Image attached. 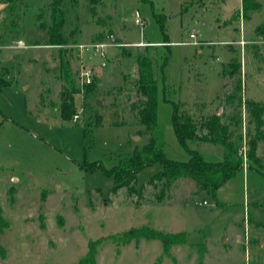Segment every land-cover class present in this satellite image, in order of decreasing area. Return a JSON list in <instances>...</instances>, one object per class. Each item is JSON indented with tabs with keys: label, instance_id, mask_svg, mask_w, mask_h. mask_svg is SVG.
<instances>
[{
	"label": "rangeland",
	"instance_id": "obj_1",
	"mask_svg": "<svg viewBox=\"0 0 264 264\" xmlns=\"http://www.w3.org/2000/svg\"><path fill=\"white\" fill-rule=\"evenodd\" d=\"M257 1L245 19L242 0H101L96 17L88 0H64L62 48L47 44L43 27L51 24L53 0H0V78L10 83L0 90V208L9 224L0 233V264H264V140L258 165L248 168L244 155L255 135L246 102L264 105V0ZM98 44L99 52L92 48ZM60 50L81 88L86 71L96 85L75 96L78 118L68 123L60 115ZM144 56L158 82L167 158H190L174 131V104L199 126L222 107V121L243 136L247 167L220 189L223 204L190 178L171 188L151 181L160 163L146 167L133 190L116 192L113 177L83 168L97 161L110 169L149 142L134 85ZM232 59L240 63L236 75ZM190 147L207 161L223 160L222 145ZM203 200L208 205H197ZM142 226L185 232L186 243L168 253L159 240L124 244L122 234Z\"/></svg>",
	"mask_w": 264,
	"mask_h": 264
},
{
	"label": "trees",
	"instance_id": "obj_2",
	"mask_svg": "<svg viewBox=\"0 0 264 264\" xmlns=\"http://www.w3.org/2000/svg\"><path fill=\"white\" fill-rule=\"evenodd\" d=\"M11 6L15 5L17 0H4ZM64 0H53L51 7V24L43 26L48 32V45L63 46L66 45V40L63 36L62 28L66 21L65 12L63 9ZM76 1V0H74ZM148 2L149 0H141ZM91 5V13L96 17V5L101 3V0H88ZM260 3L257 0H242V17L250 18V13L258 10ZM158 17V16H157ZM159 19V18H158ZM100 21L99 19L97 20ZM159 22L162 25L161 20ZM163 27V25H162ZM264 34V30H261ZM168 42V41H166ZM65 50H60L59 65L61 72V80L63 81L60 92V115L61 119L68 123L77 115L75 108V96L81 93H90L95 88V81L86 85L83 89L76 83L75 74L73 71L70 58L67 57ZM231 73L236 75L240 70V63L232 59L229 63ZM10 83L3 81L0 78V90L9 86ZM241 89L239 81L237 91ZM137 90L144 98L141 108L139 109L140 124L146 128L150 134L149 142L143 147H136L132 153L123 154L119 163L108 169L101 162H85L83 168L94 172L101 169L106 176L113 177L115 186L113 192L121 188H128V191L133 190L131 184L135 182L138 175L149 166L156 163L162 165V171L154 175L151 181H165V185L171 188L178 180L190 178L196 182L197 187L208 190L212 197L217 200L218 190L233 178L239 171L244 168V160L240 154L241 145L244 140L243 136H234L231 127L228 123L222 121L223 118L217 117L216 114L205 120L199 126L194 119L185 111H181L178 104H174L173 127L176 137L182 147L186 149L190 158L187 161H179L169 159L165 154V139L161 126L159 125V109H158V82L154 77L153 62L150 57L144 56L139 59V81ZM237 94L233 93L228 100L234 103ZM246 109L249 113L252 123L255 124V135L250 137L246 142L248 152L247 159L250 162L248 168H253V164H259L257 158V150L259 143L264 140V105L260 102L249 100L246 102ZM241 119L234 115L232 121L234 124L241 123ZM99 123H97L98 125ZM207 130L206 133L199 131ZM213 143L222 145L224 148V156L221 162L207 161L199 151L192 149L190 143ZM241 143V145H239ZM216 203L221 205L219 201ZM264 206V204H263ZM9 226L8 222L2 215L0 208V233ZM185 232L176 234L164 233L151 227L142 226L132 228L124 232L121 236L124 239V244L130 243L133 240L139 241L142 238L147 240H159L165 253L174 245L186 243ZM103 242L100 240L97 243L91 244L92 256H96L98 246ZM119 241L116 240V243ZM90 249V250H91ZM200 260L204 257L201 252ZM94 260V259H93ZM202 264V261L199 262Z\"/></svg>",
	"mask_w": 264,
	"mask_h": 264
},
{
	"label": "built area",
	"instance_id": "obj_3",
	"mask_svg": "<svg viewBox=\"0 0 264 264\" xmlns=\"http://www.w3.org/2000/svg\"><path fill=\"white\" fill-rule=\"evenodd\" d=\"M138 24H143V22H141L139 19H137V21H136ZM196 37V35L195 34H192L191 35V38H195ZM95 51H100V49H102V48H104V45H102V44H98V45H94L93 47H92ZM103 56V55H102ZM82 76L85 78V83L86 84H90V83H92V77H91V73H90V71H86L85 73L83 72L82 73ZM75 120L78 118V115H76L75 117ZM240 154L242 155V157H244V155H246L245 153H244V155H243V153H242V151H240ZM246 158H247V155H246ZM246 158H245V160H244V167L246 168L247 167V160H246ZM197 205H199V206H203V205H208V201L207 200H203V201H200V202H198L197 203Z\"/></svg>",
	"mask_w": 264,
	"mask_h": 264
},
{
	"label": "water",
	"instance_id": "obj_4",
	"mask_svg": "<svg viewBox=\"0 0 264 264\" xmlns=\"http://www.w3.org/2000/svg\"><path fill=\"white\" fill-rule=\"evenodd\" d=\"M112 41L115 42V37L112 38ZM136 84H137V82L135 81V82H134V85H136ZM98 105H99V106H102V101H101V100H98ZM221 115H222V107H221V108L218 110V112L216 113V116H217V117H221Z\"/></svg>",
	"mask_w": 264,
	"mask_h": 264
},
{
	"label": "crops",
	"instance_id": "obj_5",
	"mask_svg": "<svg viewBox=\"0 0 264 264\" xmlns=\"http://www.w3.org/2000/svg\"><path fill=\"white\" fill-rule=\"evenodd\" d=\"M194 44H196V43L194 42ZM243 169H244V168H243ZM245 170H246V169H245ZM227 183H228V182H227ZM224 185H226V184H224ZM224 185H223V186H224ZM221 188H222V187H221ZM221 188H220V189H221ZM220 189H219L218 192H217V200H218L221 204H223L224 202H223V201L221 202L220 199H219V198H220V194H219Z\"/></svg>",
	"mask_w": 264,
	"mask_h": 264
}]
</instances>
